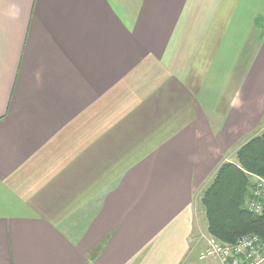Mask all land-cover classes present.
<instances>
[{"label": "crops", "instance_id": "obj_1", "mask_svg": "<svg viewBox=\"0 0 264 264\" xmlns=\"http://www.w3.org/2000/svg\"><path fill=\"white\" fill-rule=\"evenodd\" d=\"M262 131L264 0H0V264L219 263L200 196Z\"/></svg>", "mask_w": 264, "mask_h": 264}, {"label": "trees", "instance_id": "obj_2", "mask_svg": "<svg viewBox=\"0 0 264 264\" xmlns=\"http://www.w3.org/2000/svg\"><path fill=\"white\" fill-rule=\"evenodd\" d=\"M233 156L220 163L201 193L207 231L226 243L246 234H257L264 241V210L255 213L246 205L251 193L249 173L264 176V131L248 138Z\"/></svg>", "mask_w": 264, "mask_h": 264}, {"label": "built area", "instance_id": "obj_3", "mask_svg": "<svg viewBox=\"0 0 264 264\" xmlns=\"http://www.w3.org/2000/svg\"><path fill=\"white\" fill-rule=\"evenodd\" d=\"M250 198L247 207L255 213L264 210V176L249 173ZM205 247L199 251L198 259H214L220 264H264V241L257 234L240 236L233 243L219 241L210 233H201Z\"/></svg>", "mask_w": 264, "mask_h": 264}, {"label": "rangeland", "instance_id": "obj_4", "mask_svg": "<svg viewBox=\"0 0 264 264\" xmlns=\"http://www.w3.org/2000/svg\"><path fill=\"white\" fill-rule=\"evenodd\" d=\"M214 264H220V263L215 262Z\"/></svg>", "mask_w": 264, "mask_h": 264}]
</instances>
